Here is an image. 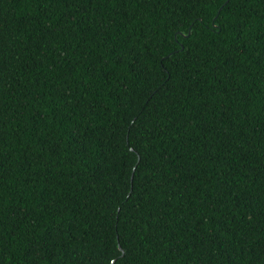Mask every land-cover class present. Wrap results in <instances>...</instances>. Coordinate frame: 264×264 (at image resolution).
<instances>
[{
    "label": "trees",
    "instance_id": "1",
    "mask_svg": "<svg viewBox=\"0 0 264 264\" xmlns=\"http://www.w3.org/2000/svg\"><path fill=\"white\" fill-rule=\"evenodd\" d=\"M0 264H264V0H0Z\"/></svg>",
    "mask_w": 264,
    "mask_h": 264
}]
</instances>
